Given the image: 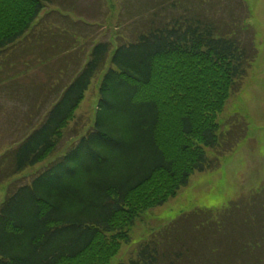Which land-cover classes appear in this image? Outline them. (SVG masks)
Returning a JSON list of instances; mask_svg holds the SVG:
<instances>
[{
  "label": "trees",
  "instance_id": "obj_1",
  "mask_svg": "<svg viewBox=\"0 0 264 264\" xmlns=\"http://www.w3.org/2000/svg\"><path fill=\"white\" fill-rule=\"evenodd\" d=\"M187 1L170 0L169 17L152 15L148 29L113 53L110 41L96 43L44 121L0 159L1 184L52 155L107 67L91 128L31 183L10 185L0 204V264H111L140 212L164 204L194 172L219 167L235 150L239 139L216 119L225 84L238 88L256 52L214 14L184 6ZM47 2L0 0V53L31 28ZM261 197L264 188L257 192V261L264 250ZM230 213L233 208H198L181 215L141 242L129 264H180L205 232L235 223ZM189 235L199 244L180 247Z\"/></svg>",
  "mask_w": 264,
  "mask_h": 264
},
{
  "label": "rangeland",
  "instance_id": "obj_2",
  "mask_svg": "<svg viewBox=\"0 0 264 264\" xmlns=\"http://www.w3.org/2000/svg\"><path fill=\"white\" fill-rule=\"evenodd\" d=\"M169 1L49 0L31 28L0 53V159L9 157L8 150L44 121L61 88L68 87L84 69L96 43L110 41L113 53L119 43H128L148 29L152 15L169 17L165 9ZM184 6L214 14L212 19L239 33L256 52L238 88L227 89L225 84L226 100L216 119L221 131L232 129L239 143L219 167L194 172L176 196L140 212L126 228L130 241L122 242L111 264H129L141 242L198 208H233L234 214L229 215L235 223L222 231L205 232L199 248L193 247L199 244L196 235L181 240L185 245L180 247L190 244L195 250L180 264H264V250L257 261L256 216L257 192L264 188V0H188ZM156 23L163 24L164 19L158 17ZM106 70L93 79L56 151L0 184V204L11 184L31 183L91 128L100 78ZM207 152L214 156L213 150Z\"/></svg>",
  "mask_w": 264,
  "mask_h": 264
}]
</instances>
